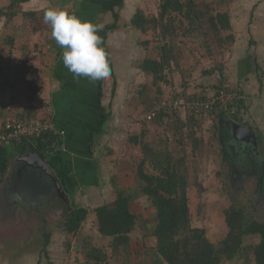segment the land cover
I'll return each instance as SVG.
<instances>
[{
	"label": "crops",
	"instance_id": "1",
	"mask_svg": "<svg viewBox=\"0 0 264 264\" xmlns=\"http://www.w3.org/2000/svg\"><path fill=\"white\" fill-rule=\"evenodd\" d=\"M228 1L235 42L232 54L227 59L222 82L229 87L239 88L244 93L243 111L237 116V122L255 130L259 154L264 160V0ZM138 3L139 0H29L23 3L22 10L29 11L31 21L25 20L23 14H20L19 20H16V17L13 24L7 25L5 16L0 15V19L3 17L5 20L0 22V38L2 36L7 38L10 35L11 44L16 47L12 56L0 54V124L6 119L13 118L11 107L5 105L7 100L8 104L11 100L8 99L9 87L3 68L8 67L12 60L18 63L26 60L39 70L42 91L36 100L29 102L25 99L27 83L17 84L14 91L15 94L18 93L19 98L12 107L15 106L20 111L29 106L33 117L45 119L54 129L65 131L62 135L59 133L56 135L60 141L53 140L51 143L63 152V161L58 164L57 172L64 177L74 204L88 207L90 214L96 207L113 202L117 198V190L121 189L130 195L131 210L141 221L130 234V245L119 247L121 253L118 257H115L114 250L119 248L114 249L111 246L112 237L97 232L94 233L95 238H101L102 241L110 240L109 252L108 246L102 249L103 253L108 252L110 261L90 260L87 263L79 259L78 262L80 258L78 255L76 261L67 264H167L155 248L157 237L152 234L155 221L150 220L156 215L154 205L152 200L141 191V187H138L137 172L131 160L134 145L130 142L129 136L138 134L143 126L145 129L147 127V133H150L149 121L145 120L146 113L144 115L141 113L143 108L149 109L147 96L145 94L140 101L133 92L138 88V83L144 85V82L149 81L148 75L136 63L140 58L148 56L146 48L140 45V32L135 31L137 29L132 23ZM49 8L65 10L99 27L98 35L103 41L102 46L105 48L112 69L110 78L90 81L84 77H74L69 72L63 64V49L51 37V28L43 21L44 12ZM79 9L82 10L81 15H78ZM32 13H35V16H32ZM35 20L39 21L40 25L35 24ZM3 26L5 27L2 30ZM191 61L192 58L176 73L182 80H187V87L177 81L173 82L171 84L177 86L173 85L165 90L170 95L185 88L188 93L198 96L214 92L213 86L217 77L214 79L213 73L206 74L200 80H194L199 77L194 76V72L189 70ZM21 93L24 95V100L20 96ZM13 98L17 99L14 95ZM1 99L5 100L4 103ZM179 113H182L180 117L183 115L181 119H186L182 111ZM196 119L200 120L198 122L201 131L208 136L198 155L205 154L208 148L213 151L216 158L218 153H221L223 159L221 166L224 163L230 164L234 174H242L244 171L259 177L264 173L263 165L256 156H248L233 147L230 148V144H225L229 141L230 134L223 117L211 113ZM167 123L166 117L165 123L156 122L152 131L165 127ZM192 123L193 121H189L188 124ZM195 127L198 128L196 125ZM162 136L165 134L163 133ZM161 142L159 140V144H163ZM31 147L34 150L35 147ZM24 157L18 156L16 160L13 158L7 172L10 175L9 179L14 174L24 177L29 175L37 179L40 185H46V188L41 187L38 191L39 195H42V202L53 203L51 199V193L55 190L53 182L45 177L38 167L25 161ZM113 178H116V181ZM138 183L141 184L139 180ZM22 189L20 188L19 191L21 192ZM27 193L29 192L26 190L20 195L26 200ZM22 203L38 209L33 199L27 201V204ZM39 205L41 206L40 203ZM58 206V213H63L62 200L59 201ZM38 211L40 214L50 212L45 208L43 213L41 210ZM60 226L62 230L54 231L51 238L58 236L64 241L61 250L69 258L75 248L74 245L69 247L67 244L69 238L75 235L67 232L65 224L62 223ZM132 235H138L139 238H132ZM133 243H136V249L132 247ZM37 262L38 264L42 262L39 256Z\"/></svg>",
	"mask_w": 264,
	"mask_h": 264
},
{
	"label": "trees",
	"instance_id": "2",
	"mask_svg": "<svg viewBox=\"0 0 264 264\" xmlns=\"http://www.w3.org/2000/svg\"><path fill=\"white\" fill-rule=\"evenodd\" d=\"M6 1V4L2 5L0 0V15L5 16V23H12L19 14H23L25 20L30 18L29 11L22 10L23 3L29 0ZM228 4L223 9H218L219 5L216 7L215 3L209 0H161L158 4V15L151 18L144 14L141 9L137 10L132 18L133 25L144 33L152 31L155 37L157 36V40L160 41L158 45L159 56L156 58L147 57L139 63V67L149 77L152 76L154 82L164 79L166 72L170 69L175 68L179 71L181 68V54L177 51V39L179 38H182L185 44L190 38L201 40L200 45H203L209 54H213L215 50L213 48L221 52V49L227 45L231 52L235 42V34ZM32 16H35V13H32ZM142 45L147 47L148 41H143ZM226 62H217L212 68L204 69L203 72L205 75L212 74L219 69L223 74ZM3 71L9 84L13 81L27 83L29 90L27 100L29 102L38 98L42 91L40 73L26 60L20 61L14 68L11 66L3 68ZM186 84L187 81L183 79L182 86ZM145 85L144 83L143 87ZM213 88L215 91L221 88L232 90L235 87L215 84ZM182 93L184 96L187 95L185 97L187 99L198 97L197 94H190L184 89ZM181 97L180 95V97L177 96L172 100ZM244 100L243 98L239 103L240 107L244 106ZM30 111V107L27 106L22 113H18V117L36 119ZM213 113L223 118L225 116L224 109L216 110ZM178 114L179 111L175 113L162 111L153 119H157L155 121L158 123L163 122L166 117L171 118V121L167 123L168 128L171 129V134L176 136L178 131L180 134L178 143L181 139L184 143L181 154L177 156L173 155L170 148L165 150L154 149L145 139L147 133L145 128L129 138L133 145L141 147L143 151L142 159L136 165V172L141 183V191L152 200L155 208V225L152 234L157 237L156 251L167 264H225L241 258L248 263L252 257L255 264H264V216L262 218L253 217V214L248 212L245 207L238 204L236 206L233 203L234 205L224 209L227 232L224 239L219 243L211 240L205 227L193 225L188 193L190 185L187 168L188 155L185 146H187L186 142L189 141L188 146L193 145L192 152L196 153L204 140L200 138L201 135L197 134L196 130L186 131L194 125L193 120L197 116L189 112V117L181 119ZM234 119L238 121L237 116ZM189 121H193V123L188 124ZM53 140L60 141L56 135L50 136L48 134L42 136L29 135L17 141L0 144V178L8 172L12 160L18 156L32 154L31 146H33L47 160L68 194L69 200H71L67 183L64 177L57 172L58 164L63 161V152L53 146L51 143ZM147 164L151 166L149 170H147ZM54 189L56 190L55 186ZM22 191L25 192L26 190L23 188ZM130 200V195L118 189L117 198L113 202L94 209L98 230L102 235L112 237L111 246L114 249L130 245V234L138 224L137 215L131 210ZM62 202L65 201L62 199ZM62 210L66 218L65 229L71 234L80 230L89 214L88 207L77 206L73 200L70 201L69 206L64 203ZM249 235H257L260 239L254 244H246V238ZM45 236L48 237L49 233H45ZM88 258L96 260V262L106 260L103 250L97 247H93L89 251Z\"/></svg>",
	"mask_w": 264,
	"mask_h": 264
},
{
	"label": "rangeland",
	"instance_id": "3",
	"mask_svg": "<svg viewBox=\"0 0 264 264\" xmlns=\"http://www.w3.org/2000/svg\"><path fill=\"white\" fill-rule=\"evenodd\" d=\"M160 1L161 0H139L137 10L141 9L144 14L149 15V17L151 18L152 16L158 15V4L160 3ZM209 1H213L216 7L219 5L218 9H223L228 4L227 0ZM6 2V0H1L2 5H5ZM228 7H230V3L228 4ZM81 13L82 10L79 9L78 15H81ZM20 16V14L19 16L17 15V18L15 17L16 20H19ZM1 18L2 19H0V22H5V20H3V17ZM27 21H31L29 17L27 18ZM11 24H13V22L10 23V25ZM35 24L40 25V22L35 20ZM4 27L5 26L1 27V29L3 30ZM136 29L137 30L135 31H137L138 33L140 32V45L144 47V45H142V42L148 41L147 47H144L147 50L148 56H145V58L143 59L140 58L136 62L139 66V63L146 59V57L156 58L159 56L158 45L160 44V41L157 40V36L155 37L152 31L144 33L139 28L136 27ZM4 41H6V45L3 43ZM177 41V51L181 54L180 70L182 69V66L186 65L187 61L192 58V61L189 62V70H192L194 72V76L196 75L199 77L194 78V80L196 81L197 79L200 80L201 77L205 76V74L203 73L204 69L212 68L217 62L220 63L227 61L228 56H231L232 54V51L230 52L228 45L224 46L223 49H221V52H219L216 48H213L215 49L213 54H209V51L206 50L203 45H200L201 40L198 41L197 39L195 40L193 38H190L187 44H185L182 38L177 39ZM11 42L12 40L10 39V35H8L7 38L5 36H2L0 38V54L2 53L11 55L15 53L16 47L12 45ZM192 49L194 50L192 51ZM184 53L187 54L184 55ZM17 63L18 62H13L12 60L8 66L14 68L17 66ZM31 64L33 65V63ZM177 72L178 70L175 68L170 69L166 72L164 79L156 82L152 80V76H148L149 81L144 82L146 84L145 87H143V83L137 84L138 88L133 91L134 95L137 96L141 101V99L146 94L147 101H149V109H142L141 113L143 115L151 111L153 105L156 104L160 99L166 102H171L172 99L177 96H187L182 95V89L180 91H177L174 95L173 93L172 95H170L169 92L165 91L170 86H177V84L171 83L177 81L179 84H181L183 82V80L180 78L181 76H178L176 74ZM218 75L221 76V82H219ZM222 75L223 74L221 70L217 69L214 71V79L217 77V81L215 82V84H224L222 82ZM19 83L22 84L21 81H13L10 84L8 83V91L10 94L8 99L11 100V102L10 104H8L9 101L7 100V103L5 102V105L11 107L10 110H12L13 117H18V113H22L23 110L27 107L26 106L23 110L20 111H18L15 106L12 107L13 103L19 98L18 93L15 94L14 91V88ZM225 87H227V85H225ZM134 88L135 87H133V89ZM142 90H144L143 93H141ZM184 90H186V88ZM28 93L29 90L27 89L25 93L26 100ZM211 93H213V91ZM13 95L17 97L16 100L15 98H13ZM20 96H22L24 100L23 93H21ZM179 110L181 109L177 108L176 111ZM170 113L175 112L171 111ZM180 114L182 113H179L178 116H180ZM183 114L185 115V118L190 116L189 112H183ZM155 120L149 121V123L145 121L149 124L150 131L149 134L146 133L145 139L148 140L149 138L148 142L156 150H165L166 148H170L171 151H173L174 156L181 154V150L184 148H182V146H184V143L182 139L178 143V138L180 136L179 132L177 131V135L174 136L173 134H171V129H169L167 125L165 127L162 126L161 129H155L152 131V128H154V125L156 124ZM168 121H171V118H169ZM193 121L195 122V124L189 127L190 129H187L186 131H189L191 129L196 130L197 134L201 135L200 138L204 140L203 142L206 143L205 140H208L206 139V137L208 136L206 133H204V131H201V127L198 122L200 120L195 118V120ZM162 123H165V120ZM195 125L198 126V128H196ZM146 129L148 131L147 127ZM163 133L165 134V136H162ZM133 135L136 134L130 135L129 138ZM148 135L149 137L147 138ZM159 140H161V143L163 144H159ZM188 142L189 141L186 142L187 146H185V149L188 155L187 168L190 180L188 193L189 202L192 209L193 225H202L203 227H205L207 229V234L211 238V240L215 241V243H219L222 239H224L227 232V224L224 213L225 208L234 204H238L239 206L245 207L248 212L252 213L253 217L262 218L264 216V190L260 189L259 186L260 175L259 177H256L254 174H245L244 172L242 174H234L232 172L230 164L224 163L223 166H221L223 162L221 153H218V157L216 158L213 155V151L206 148L205 154L198 155V152L200 150H198L196 153H193V145H190L189 148ZM204 143H202L200 147H202ZM225 144L228 145L227 142H225ZM133 147L134 149H132L131 160L134 163V168L136 169V165L142 159L143 151L141 147L135 146V144ZM207 166H209L210 168L212 167L213 169H210ZM150 167L151 166L147 164V170H149ZM9 177V173H6L5 176H2L0 178V264H38V256L39 258H41V264H67V262L76 261L78 255L80 256V258H78V262L80 259V261L83 260V262L88 263L90 261V259L88 258V253L93 247L104 249L109 245L108 243L110 242V240L106 239V241H102L101 238L97 239L94 237V233L99 232V230L97 217L93 211L88 214L87 219L83 222L80 230H78L76 233H72L75 236L69 238V244H67V246L70 247L71 245H74L75 248V250H73L71 253L72 257L70 256L68 258L67 256H65V253H63V251L61 250L63 248L64 241H62L61 238H58V236L53 239L51 238L54 231L62 230V226L60 225H62V223L65 224L64 221H66L65 218H63V213H58V203L60 200H62V198L59 196L56 190H54L56 194L52 190L53 192L51 193V199H53V203H43L42 195H39L38 191H40L41 187L46 188V185H40L37 182V179L35 180L29 175H26L24 177L20 176V174H14L10 179ZM113 180L116 181V178H113ZM42 181H44L43 178ZM111 183H113V181H111ZM137 184L138 187H141V184L138 183V180ZM20 188H24L30 193H27L26 200L22 195H20V193H23V191H19ZM31 199H33V202L37 204L38 209L34 208V206H26L22 203L25 202L27 204V201H30ZM39 203L41 204V206L39 205ZM65 204L67 205V203ZM44 208L50 212L47 214H40V211L38 210H41V213H43ZM150 220L154 221V218ZM140 223L141 221L138 220V225ZM47 232L49 233V238L45 236V233ZM134 237L139 238L138 235H132V238ZM259 239L260 238L257 235H249L246 238V244H254L258 242ZM103 242L106 244H103ZM132 247L136 249V243H133ZM120 249L121 248H119L118 250L112 249V252L114 250L115 257H118L121 253ZM108 252H104L106 256L105 262L110 261ZM225 264H255V261L252 257L250 258V261L246 263L245 259L241 258L239 260L226 262Z\"/></svg>",
	"mask_w": 264,
	"mask_h": 264
},
{
	"label": "clouds",
	"instance_id": "4",
	"mask_svg": "<svg viewBox=\"0 0 264 264\" xmlns=\"http://www.w3.org/2000/svg\"><path fill=\"white\" fill-rule=\"evenodd\" d=\"M43 21L50 26L51 37L63 49V64L74 77L90 81L110 78L112 69L96 24L56 8L46 10Z\"/></svg>",
	"mask_w": 264,
	"mask_h": 264
},
{
	"label": "built area",
	"instance_id": "5",
	"mask_svg": "<svg viewBox=\"0 0 264 264\" xmlns=\"http://www.w3.org/2000/svg\"><path fill=\"white\" fill-rule=\"evenodd\" d=\"M245 99V95L239 88L225 89L221 88L207 96H198L191 99L181 97L171 102L160 101L153 105L151 111L145 115L146 121L153 120L162 111L190 112L197 117L207 116L216 110L224 109L225 115L232 119L243 111V107L239 103ZM184 109V110H183ZM64 130H56L45 119H24L13 117L0 124V144H7L17 141L25 136H42V135H58L64 134Z\"/></svg>",
	"mask_w": 264,
	"mask_h": 264
},
{
	"label": "water",
	"instance_id": "6",
	"mask_svg": "<svg viewBox=\"0 0 264 264\" xmlns=\"http://www.w3.org/2000/svg\"><path fill=\"white\" fill-rule=\"evenodd\" d=\"M218 79L219 82H221L220 75H218ZM224 120L226 128L229 130L230 134L229 141H227V143L231 146L230 148L233 147L237 151L243 152L248 156H256V158L262 163V165H264V160L261 159L259 154V145L255 130L250 126L241 124L233 120L228 115H225ZM24 160L30 163L31 165L38 167L42 174L53 182L59 196L69 206L70 200L68 194L64 190L58 176L55 174V172L50 167L47 160L42 156V154L38 150L34 149L33 153L30 156L24 157Z\"/></svg>",
	"mask_w": 264,
	"mask_h": 264
},
{
	"label": "flooded vegetation",
	"instance_id": "7",
	"mask_svg": "<svg viewBox=\"0 0 264 264\" xmlns=\"http://www.w3.org/2000/svg\"><path fill=\"white\" fill-rule=\"evenodd\" d=\"M229 145V144H228ZM229 147H231L230 145H229ZM262 164V163H261ZM262 166V165H261ZM262 168H264V165L262 166ZM244 172V171H243ZM245 174H247V172H244ZM260 177L262 178V179H259V186H260V189H263L264 190V173L263 174H261L260 175Z\"/></svg>",
	"mask_w": 264,
	"mask_h": 264
}]
</instances>
